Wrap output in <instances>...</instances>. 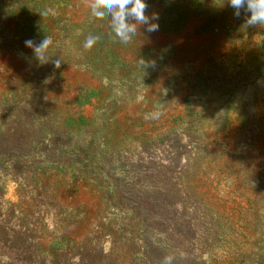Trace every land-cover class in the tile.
<instances>
[{
	"label": "trees",
	"instance_id": "trees-1",
	"mask_svg": "<svg viewBox=\"0 0 264 264\" xmlns=\"http://www.w3.org/2000/svg\"><path fill=\"white\" fill-rule=\"evenodd\" d=\"M147 3L159 30L141 26L124 44L84 0H0V264H264V245L249 237L263 227V146L255 160L256 142L233 145L221 126L209 140L197 123L200 96L178 83L193 74L191 21L219 28L234 9L225 0ZM90 34L99 39L86 50ZM45 36L53 44L41 63L25 41ZM155 84V96L142 94L154 106L138 104ZM10 179L18 202L3 196ZM223 181L229 197L219 195ZM209 215L220 231L205 248Z\"/></svg>",
	"mask_w": 264,
	"mask_h": 264
},
{
	"label": "rangeland",
	"instance_id": "rangeland-1",
	"mask_svg": "<svg viewBox=\"0 0 264 264\" xmlns=\"http://www.w3.org/2000/svg\"><path fill=\"white\" fill-rule=\"evenodd\" d=\"M225 2L227 3V0ZM205 11L202 13L207 19L209 13ZM247 15H250V13ZM218 19L220 20L216 23H223L219 28H214L213 24L206 26V23H204L203 27H200L203 22H199V19L194 18L191 21L188 37L191 38L195 47L198 48L191 52V55H195V57L190 55L194 59V64L192 66L188 65L193 74L185 82V85L181 84V79H179L178 83L180 82L181 89L185 90L186 93L194 91L200 96L195 106L201 109L204 112L201 113L206 115V117L197 118V123L203 127L202 129L206 130L209 140L215 139L219 133H217L219 126L223 129L220 137L224 135V140L233 141V145L234 142L238 144L240 141L244 143L248 139H253L256 145L252 154L255 157L254 159L258 160L256 153L261 151V146H263L264 150V144L262 145L264 142V83H259L262 78L260 76H264V27L248 26L245 22L243 10L239 19L234 18L233 13L228 17L218 16ZM70 39L65 34L63 42H68ZM178 67H183V65L179 64ZM72 75L81 77L83 74L77 72ZM200 78H203V81ZM165 79L166 77L164 79L161 77L158 82L161 81V84H164ZM196 82L199 83L195 85ZM156 85L158 84L154 85V89H147L143 86L142 93L138 94L137 97L138 104L154 106L155 102H151L147 98L144 99L143 95L155 93L153 90H155ZM255 90L257 93H255ZM181 93L182 91L179 90L178 94ZM152 95L155 96V94ZM173 105V107H177V112L179 113L182 105L179 103H174ZM255 111H257V114L254 113ZM179 139L182 140V144H185L183 150L185 149L186 152L193 150L192 143L188 142L185 136L179 135ZM233 159L231 158V160ZM231 189L232 186L223 181L219 187V195L229 197ZM18 193L17 182L13 179L8 180L6 193L3 195L4 198L18 202ZM260 194H262V191ZM250 202L254 203L253 200ZM263 217L264 212L258 216V221L263 224V227L257 226L255 227L256 229H251L250 239L257 236L251 241L256 242V244L253 245L251 243V246L259 247L264 245ZM200 225L202 226V243L206 244L205 248L210 247L213 239L217 237L218 231H220V226L211 215L204 217ZM259 239L262 242L255 241ZM220 242L225 244L223 241ZM109 248V243L106 242L104 244L105 252H108ZM223 248L224 250H217L212 253V257L215 260L216 258L222 260L217 255L231 250L227 246ZM225 258L227 257L223 259Z\"/></svg>",
	"mask_w": 264,
	"mask_h": 264
},
{
	"label": "clouds",
	"instance_id": "clouds-1",
	"mask_svg": "<svg viewBox=\"0 0 264 264\" xmlns=\"http://www.w3.org/2000/svg\"><path fill=\"white\" fill-rule=\"evenodd\" d=\"M84 2L93 17L99 20L107 18L110 21L115 37L124 44L132 41L133 37L139 33L141 26L146 25V31L149 33L159 30V15L147 14L149 8L147 0H84ZM227 4L234 9V18L239 19L243 10L248 26L264 27V0H227ZM248 13L250 15H247ZM98 39V36L90 34L85 39L83 47L86 50L91 49ZM52 44L50 36H45L38 44L31 39L25 41V46L33 50L41 63L49 61L50 57L46 53ZM54 64L56 68H59L61 60H55ZM156 115L158 116L159 113ZM164 264H172V257H165Z\"/></svg>",
	"mask_w": 264,
	"mask_h": 264
}]
</instances>
